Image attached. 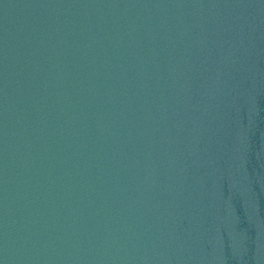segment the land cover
Instances as JSON below:
<instances>
[{
  "label": "water",
  "instance_id": "obj_1",
  "mask_svg": "<svg viewBox=\"0 0 264 264\" xmlns=\"http://www.w3.org/2000/svg\"><path fill=\"white\" fill-rule=\"evenodd\" d=\"M0 264H264V0H0Z\"/></svg>",
  "mask_w": 264,
  "mask_h": 264
}]
</instances>
